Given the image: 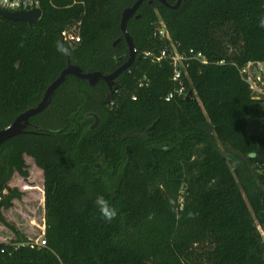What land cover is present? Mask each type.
<instances>
[{"label":"trees","instance_id":"1","mask_svg":"<svg viewBox=\"0 0 264 264\" xmlns=\"http://www.w3.org/2000/svg\"><path fill=\"white\" fill-rule=\"evenodd\" d=\"M39 1L33 27L0 16V130L69 63L110 75L129 58L121 21L138 0ZM160 21L179 53L207 58L187 62L191 98L166 101L177 83L170 60L157 61L171 49ZM75 26L70 45L62 33ZM127 31L138 55L111 103L106 82L69 76L29 133L0 147V223L15 233L0 264H264V134H249L263 101L241 74L264 66V0H148ZM221 147L244 160L237 175ZM28 158L43 182L44 247L3 213L31 189L13 182L31 177Z\"/></svg>","mask_w":264,"mask_h":264},{"label":"rangeland","instance_id":"2","mask_svg":"<svg viewBox=\"0 0 264 264\" xmlns=\"http://www.w3.org/2000/svg\"><path fill=\"white\" fill-rule=\"evenodd\" d=\"M223 35V32H220ZM228 39H225L227 41ZM232 47V46H228ZM250 78L252 81V86L254 90V96L257 99L262 100V109L257 111L251 121L249 134L250 136L257 134H264V81H259V75L255 71H251ZM261 78V77H260ZM221 151L228 157L230 167L234 168L236 175L239 170H241L245 164L243 159H237L236 156L225 151L221 147ZM28 162L31 167L32 175L31 177L24 181L20 177L16 176L13 180L14 185L18 187L21 191H25V187H30L31 189L24 192V196L21 200L14 202L11 209L4 211V216L10 225L17 228L21 233H23L28 239L34 242L41 241L43 234L45 232V205L44 196L41 191L43 189L42 177L40 176L38 170L35 168L33 162L28 158ZM103 168L101 162L97 163V170L101 171ZM41 172V171H40ZM42 173V172H41ZM78 178L84 182L86 185L89 184L90 179L87 175L82 174ZM262 235L264 236V231L259 228ZM15 239V233L8 226L0 223V244H9Z\"/></svg>","mask_w":264,"mask_h":264},{"label":"water","instance_id":"3","mask_svg":"<svg viewBox=\"0 0 264 264\" xmlns=\"http://www.w3.org/2000/svg\"><path fill=\"white\" fill-rule=\"evenodd\" d=\"M146 1L148 0H138L134 6L127 8L122 15L121 30L123 32L124 38L129 48L130 54L128 60L119 69H117L114 73L110 75H103L100 72L84 73V71L80 67L69 63L68 67L62 72L60 77L48 87L43 100L37 107L29 109L26 112L20 114L11 125L0 130V147L11 139L29 133V128L31 126V119L43 113L50 106L56 91H58V89L66 82L69 76H74L79 79L86 80L89 82L90 86L92 87H96L100 81L106 82V84L109 87L110 94L107 97L105 103L106 104L111 103V101L114 98L115 92L118 89L117 79L125 71L129 70L133 66L138 55L134 41L127 31L128 21L133 16L136 15L142 4ZM154 1L161 2L164 5H167L173 9H177L182 2V0H179L177 5L170 6L168 3L170 0H149L151 4L154 3ZM42 14L43 13L41 9H35L32 11H20V12H7L0 9L1 17L14 22H25L29 24V26L31 27L39 23V21L42 19ZM137 18H139V16H137ZM116 45L117 43H115L114 46ZM191 97H192V92L188 94V98ZM95 117H96V123L93 126V129L96 128L99 124V118L97 116Z\"/></svg>","mask_w":264,"mask_h":264},{"label":"built area","instance_id":"4","mask_svg":"<svg viewBox=\"0 0 264 264\" xmlns=\"http://www.w3.org/2000/svg\"><path fill=\"white\" fill-rule=\"evenodd\" d=\"M0 9L7 12L32 11L35 9H41V4L39 0H0ZM157 29L158 31L156 35L171 44V49L166 48L160 52L157 61L161 62L166 59L170 60L171 65L174 68L173 80L177 83L175 90L167 95L166 101L169 102L178 98H184L188 96V91L183 82V76L186 75L188 69L187 62L189 60H196L206 64L207 58L202 52H198L194 49H191L188 52L179 53L176 46L173 44L171 35L163 21H160L159 24H157ZM62 37L64 42L70 45H75L81 42L78 26L69 27L63 31ZM252 70L258 73L259 81H264V66L260 63H249L246 67L241 69V74L246 78L253 90L254 88L250 78ZM133 99L137 100L136 97ZM37 244L44 247L46 246V241L42 239L41 241H37Z\"/></svg>","mask_w":264,"mask_h":264},{"label":"clouds","instance_id":"5","mask_svg":"<svg viewBox=\"0 0 264 264\" xmlns=\"http://www.w3.org/2000/svg\"><path fill=\"white\" fill-rule=\"evenodd\" d=\"M99 203H100L101 205H104L105 202H104L102 199H100V200H99Z\"/></svg>","mask_w":264,"mask_h":264}]
</instances>
